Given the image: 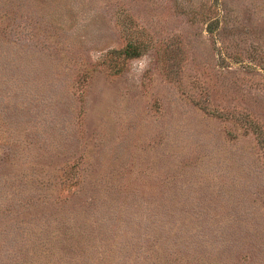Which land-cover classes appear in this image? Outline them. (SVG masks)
Instances as JSON below:
<instances>
[{"label":"rangeland","instance_id":"rangeland-1","mask_svg":"<svg viewBox=\"0 0 264 264\" xmlns=\"http://www.w3.org/2000/svg\"><path fill=\"white\" fill-rule=\"evenodd\" d=\"M0 264H264V0H0Z\"/></svg>","mask_w":264,"mask_h":264},{"label":"trees","instance_id":"trees-1","mask_svg":"<svg viewBox=\"0 0 264 264\" xmlns=\"http://www.w3.org/2000/svg\"><path fill=\"white\" fill-rule=\"evenodd\" d=\"M121 54L125 55V57H137L139 55V53H135V51H133L132 49L130 48H126L122 51H120Z\"/></svg>","mask_w":264,"mask_h":264}]
</instances>
